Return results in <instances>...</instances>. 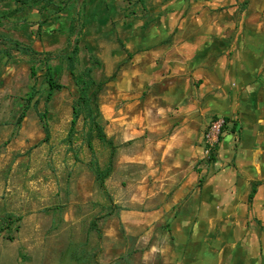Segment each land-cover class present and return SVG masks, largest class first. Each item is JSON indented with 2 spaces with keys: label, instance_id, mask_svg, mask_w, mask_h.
<instances>
[{
  "label": "rangeland",
  "instance_id": "1",
  "mask_svg": "<svg viewBox=\"0 0 264 264\" xmlns=\"http://www.w3.org/2000/svg\"><path fill=\"white\" fill-rule=\"evenodd\" d=\"M165 1L75 0L69 8L40 15L39 3L18 9L12 0H0V223L17 219L0 233V264H172V253L192 248L194 234L173 233L168 222L170 211L184 203L170 205L192 152L178 148L173 136L181 126L179 106L166 109V44L155 50L161 54L146 48L134 65V57L123 63L118 43L132 52L133 37L158 26L160 14L152 9ZM249 1L244 23L243 5L225 18L236 21L235 36L251 38L247 48L264 52V0ZM74 40L77 72L92 67V77L100 82L119 67L98 98L103 132L117 149L105 180L108 195L96 183L93 163L104 169L109 148L93 137L91 156L89 124L82 117L68 133L78 94L65 57ZM15 44L31 49V55ZM49 75L63 88L46 103ZM175 83L182 88L186 80ZM32 88L29 110L16 125ZM45 110L47 142L38 118ZM200 156L201 150L194 170H209ZM205 239L210 244L214 238Z\"/></svg>",
  "mask_w": 264,
  "mask_h": 264
},
{
  "label": "crops",
  "instance_id": "2",
  "mask_svg": "<svg viewBox=\"0 0 264 264\" xmlns=\"http://www.w3.org/2000/svg\"><path fill=\"white\" fill-rule=\"evenodd\" d=\"M241 1L166 0L152 9L160 14L158 26L134 36L132 52L125 47L135 65L146 48L161 54L155 50L166 44V109L179 106L181 126L173 136L178 148L192 152L170 205L184 203L168 210L173 233L194 234L192 248L172 253V264H264V52L247 48L251 38L235 36L236 21L225 18L243 5L244 23L252 4ZM179 79L186 80L183 90ZM216 118L229 120L226 132L210 169L195 171L202 134Z\"/></svg>",
  "mask_w": 264,
  "mask_h": 264
},
{
  "label": "trees",
  "instance_id": "3",
  "mask_svg": "<svg viewBox=\"0 0 264 264\" xmlns=\"http://www.w3.org/2000/svg\"><path fill=\"white\" fill-rule=\"evenodd\" d=\"M18 9H22L25 7H28L30 3L37 4L39 3L38 11L41 15L42 11L49 10L51 8H57V10H64L66 8H69L72 3H74L75 0H12ZM144 0H138V2H143ZM247 2H244V5H246ZM107 10H103V13L105 14ZM4 18H7V15L3 16ZM2 17L0 18V20ZM41 28V25L38 26V29ZM119 46L121 50L125 53L126 59L123 61V63H126L127 61L131 60L133 57V53L128 52L125 49L124 44L121 41H118ZM15 47L17 50L25 55H31L32 50L26 47H21L19 44H15ZM78 54H79V47H78V41L74 40V45L70 52L65 57V63L66 68L71 75L73 79V83L77 89L78 97L76 101L74 102L72 106V117L70 121L69 126V136H71L74 133L75 127L77 125V122L80 117L83 118L84 122H87L89 124V130H88V140H87V146L91 153V156L93 157V148L91 146V140L93 137H96L100 142L104 143L109 148V156L107 165L104 169H100L95 163H93V169H94V175L96 183L99 187V189L105 194L108 195L107 189L105 187V180L110 176L112 170H113V161L116 154V147L113 144V142L108 139L103 132L102 125L100 123L102 119V115L99 109L98 104V98L99 94L103 91L105 85L109 82H112L117 77V73L119 71V67L116 68V70L109 76L104 78L102 81L97 82L92 77L93 69L92 67L84 68L82 71L77 72V65H78ZM90 61L92 64L99 66L100 62L95 59L93 55L90 56ZM49 71V70H48ZM31 77L35 76V72L33 68H31L30 71ZM47 84L49 87V92L46 97V103H48L51 99V95L53 91H59L63 88L61 84H58L51 76H48ZM35 95V92L32 89H30V93L27 95V98L25 99L24 105L22 107V110L19 114V116L16 118V125H19L23 119L25 118L27 111L29 110L31 101L33 100ZM37 105V101L34 102V106ZM46 115L47 111L45 110L43 113H38V118L41 123V127L44 133L43 142H47L50 137L49 133V127L46 121ZM225 122H228V119H224ZM234 126L232 127V130L234 129ZM95 134V136H93ZM202 182V179L199 180V183ZM255 193V184L251 185V190L248 196V204H251L253 195ZM110 215V214H109ZM5 223H0V226L3 230H9L13 224L17 221L15 218L7 217L5 218ZM92 228L97 229L96 224L92 223Z\"/></svg>",
  "mask_w": 264,
  "mask_h": 264
},
{
  "label": "built area",
  "instance_id": "4",
  "mask_svg": "<svg viewBox=\"0 0 264 264\" xmlns=\"http://www.w3.org/2000/svg\"><path fill=\"white\" fill-rule=\"evenodd\" d=\"M227 126L228 122H225L223 118H216L210 121L206 126L200 142V163L207 165L213 164L216 156V150L222 141ZM1 232L2 228L0 226V233Z\"/></svg>",
  "mask_w": 264,
  "mask_h": 264
}]
</instances>
